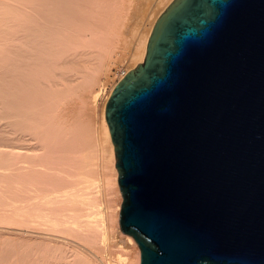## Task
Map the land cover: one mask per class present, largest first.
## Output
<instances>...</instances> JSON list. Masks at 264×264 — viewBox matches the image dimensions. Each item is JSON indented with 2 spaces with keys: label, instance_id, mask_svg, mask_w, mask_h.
Wrapping results in <instances>:
<instances>
[{
  "label": "water",
  "instance_id": "95a60500",
  "mask_svg": "<svg viewBox=\"0 0 264 264\" xmlns=\"http://www.w3.org/2000/svg\"><path fill=\"white\" fill-rule=\"evenodd\" d=\"M104 116L139 264H264V0H171Z\"/></svg>",
  "mask_w": 264,
  "mask_h": 264
},
{
  "label": "bare ground",
  "instance_id": "6f19581e",
  "mask_svg": "<svg viewBox=\"0 0 264 264\" xmlns=\"http://www.w3.org/2000/svg\"><path fill=\"white\" fill-rule=\"evenodd\" d=\"M122 2L0 0V218L10 191L23 195L14 210L56 233H3L1 243L22 248L8 264H139L136 241L118 231L119 206L98 193L101 177L117 179L104 112L92 118L120 45H132L131 64L145 54L149 31L137 32L141 14Z\"/></svg>",
  "mask_w": 264,
  "mask_h": 264
},
{
  "label": "rangeland",
  "instance_id": "374dc122",
  "mask_svg": "<svg viewBox=\"0 0 264 264\" xmlns=\"http://www.w3.org/2000/svg\"><path fill=\"white\" fill-rule=\"evenodd\" d=\"M122 1H123L122 5H124V7H122L123 9L128 7L127 10H129V12L133 13V12L137 11L138 14H141L142 20L140 19V22L137 21L138 23L136 22V24H135V26L137 27V32H139V30H140L141 32L142 31H144V32L149 31L148 33H150L151 28L155 22L154 19H155L156 15L158 17L160 12L165 8V6L171 0H132L133 2L129 0L128 2L131 5L129 3H126L127 0H122ZM136 2L138 4L137 6H139L138 9H137V6L135 4ZM125 5H126V7H125ZM127 5H129V6H127ZM67 8H69L68 10H71V12L74 14V9H73L74 4L73 3H72V5H70ZM149 16H151V17H149ZM129 17H130V15H129ZM132 26L133 25L129 21L126 29H124V35L127 34V36H130V32H129L130 30L129 29H132ZM128 33H129V35H128ZM131 47H132V45H131ZM131 47L127 48V50H125V49L123 50L122 49L123 45H120V49H119L120 54L118 55V53H119L118 51H116V53L113 54L114 63H116V64L112 63L110 65L108 74L102 75L101 81L98 84V87L101 86L102 92L100 89H98V87H96L97 84L94 86L95 89H98V91L100 90L99 93L101 92L100 94H98V97L96 99V112H95L96 114L94 113V115L92 116V118L96 119V121H97V119L99 120V116H100L99 114L101 113V111L104 112L105 102H106L112 88L114 87L116 82L119 80V79H117L118 76H116V74L119 73L118 71L124 70L126 72L127 70H129L130 68H132L136 65V64L135 65L131 64L132 62H131L130 57H129V54H130L129 52L131 50ZM112 146H113V144H112ZM114 159H115V157L113 155V160ZM114 170H115V174H116V178L114 177V180H115V179H117L116 167L114 168ZM112 179H113V176L111 177V180ZM98 185H100V186L102 185L101 187L98 186V188L100 187L98 189L99 190V192H98L99 196L100 197L102 196L101 198L106 199V201H110L109 203L114 206L113 207L114 209L117 208L118 206L120 208V203H121L122 197H121V193H120L119 186H118L117 182L114 184L111 183V184L107 185L105 180L103 179V177H101V179L98 181ZM96 186L97 185H95V187ZM104 193H105V195H104ZM22 196H19L13 192L10 193V191H8L6 199L3 201V204L1 205V207H7V208L12 209V210H9V215L7 217H1L0 218V237L2 236L3 233H5V234L10 235V236L15 237V238H19V237L26 238V236L28 234H30L31 231L40 230V228L42 229L45 227V224H41L42 223L41 221H40L41 223L36 222V221H34V219H32L29 216H26L24 214L21 215L22 214L21 211L19 212V211L13 209V207L15 205H17L19 202H21L20 200L22 199L21 198ZM31 196L32 195H29V197H31ZM40 231L45 232V234H43V235L49 236V237H50V235H52L51 233L56 234L52 230H48L49 233L52 231L50 233V235H49V233H46V232H48L47 230L44 231V229H42ZM118 231L120 234H122V236L126 235L125 233H123L120 230L119 224H118ZM33 235H35V236H32L33 238H36L39 240L41 238L42 239L45 238L42 234H41V237H40V234H38V233L33 234ZM20 247H21L20 245L18 246L15 243H9V242H6L5 240L1 243V241H0V264H8L9 262H11V263L14 262V260H16V259L12 258L13 257L12 254ZM130 247H131V245H130ZM132 247H133V245H132ZM34 248H32V249H34ZM20 249H22V248H20ZM15 254H16V252H15ZM12 259H13V261H11Z\"/></svg>",
  "mask_w": 264,
  "mask_h": 264
},
{
  "label": "built area",
  "instance_id": "2783aa9c",
  "mask_svg": "<svg viewBox=\"0 0 264 264\" xmlns=\"http://www.w3.org/2000/svg\"><path fill=\"white\" fill-rule=\"evenodd\" d=\"M118 72H119V73H117L116 76H118L117 79H120V78L124 75L125 71H124V70H120V71H118Z\"/></svg>",
  "mask_w": 264,
  "mask_h": 264
}]
</instances>
